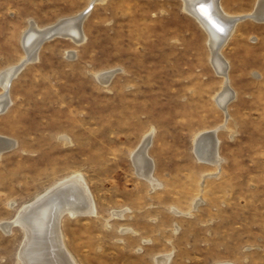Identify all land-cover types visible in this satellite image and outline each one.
<instances>
[{
  "label": "rangeland",
  "instance_id": "obj_1",
  "mask_svg": "<svg viewBox=\"0 0 264 264\" xmlns=\"http://www.w3.org/2000/svg\"><path fill=\"white\" fill-rule=\"evenodd\" d=\"M222 3L244 15L257 0ZM89 6L83 42L45 41L11 80L0 222L79 173L96 211L76 197L77 215L61 218L79 264H264V21L238 22L220 48L235 90L227 106L209 34L183 0H0V73L26 59L32 22ZM213 133L219 165L194 144ZM142 146L156 182L134 163ZM23 240L20 226L0 228V264H20Z\"/></svg>",
  "mask_w": 264,
  "mask_h": 264
},
{
  "label": "bare ground",
  "instance_id": "obj_2",
  "mask_svg": "<svg viewBox=\"0 0 264 264\" xmlns=\"http://www.w3.org/2000/svg\"><path fill=\"white\" fill-rule=\"evenodd\" d=\"M95 1L99 0H91L92 3ZM183 2L184 9L189 11L209 34V44L210 50H212L211 57L215 66L214 68H216L220 76L224 78V86L221 87L222 91L219 95L217 94L218 97L216 96V99L219 101V104L224 106V104L234 98L235 90L232 89L229 83L230 80L228 82L229 64L221 53L220 48L232 35L233 29L238 22L250 17L257 21H264V0H257L255 9L251 13L244 15H232L228 13L223 7L222 0H183ZM198 6L199 8H197ZM84 11L74 16L62 18L56 23L44 27H39L34 22L31 23L23 40L27 50L26 59L24 61L21 60L22 62L20 64L14 65L13 67L10 66V69L6 68L7 70L0 73V88L3 90V93L0 94V111L5 110L11 102L8 95L9 91L7 92L11 80L15 78L14 76H16L27 63L34 60L36 61L38 51L45 41L55 37H69L75 40L76 43H81L85 40L82 22L88 12L82 16ZM55 29L62 33L63 36L58 35L44 40L45 37L50 35ZM115 72L116 71H107L99 76V80L107 84ZM214 135L213 133L211 136H201L197 138L196 141L194 140V144L196 147L198 146L197 152L200 158L208 160L214 163V165H219L222 159H220V154L217 150L218 140H216ZM10 142L8 143V141L3 140L2 143L0 142V145L7 146V144H11ZM15 142L13 141L11 145L14 146ZM7 147L11 146L8 145ZM145 150L146 147L142 146L133 155L134 163H136L140 174L156 182L152 177V162L150 163L147 157L148 154L146 155ZM1 151H3V148L0 147V153ZM83 177L81 174L76 173L68 177L70 179L67 178L61 181L62 178L59 183L47 189L44 194L40 196L37 195L38 197H36L34 201L22 205L20 211H18V215L16 213L17 216L12 220L0 222V228L5 232H10L14 226H20L24 231V240L20 247V251L18 250L20 264H79L65 243L61 227V218L65 211H68L71 215H77L79 211L77 206L79 205L76 204V197H80L79 199L86 205L85 207L87 210L85 212L92 213L94 211V200L90 192H88ZM154 185H156V183ZM123 213L122 211H116L114 214L122 217ZM123 230H127V228ZM158 258L160 262H167L169 254Z\"/></svg>",
  "mask_w": 264,
  "mask_h": 264
},
{
  "label": "water",
  "instance_id": "obj_3",
  "mask_svg": "<svg viewBox=\"0 0 264 264\" xmlns=\"http://www.w3.org/2000/svg\"><path fill=\"white\" fill-rule=\"evenodd\" d=\"M90 8H91V6H89V7L84 11V13L82 14V16H83L84 14H86V13L90 10ZM197 8H199V6H198ZM58 35H59V36H63L62 33L58 32V30L55 29L54 31H52V32L50 33V35H48L47 37H45L44 40H47V39H49V38H53V37L58 36Z\"/></svg>",
  "mask_w": 264,
  "mask_h": 264
}]
</instances>
